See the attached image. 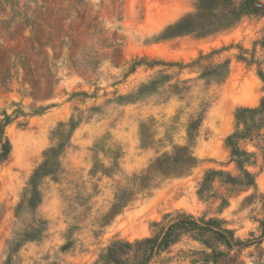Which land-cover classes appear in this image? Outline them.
<instances>
[{
	"label": "rangeland",
	"instance_id": "1",
	"mask_svg": "<svg viewBox=\"0 0 264 264\" xmlns=\"http://www.w3.org/2000/svg\"><path fill=\"white\" fill-rule=\"evenodd\" d=\"M42 2L0 0V126L11 145L0 158V264H103L112 240L148 236L179 211L220 218L252 244L205 263L203 246L183 236L156 264H264V119L238 141L252 153L254 187L224 142L235 108L264 94V0L242 2L229 26L217 17L167 38L196 0H47L52 16L36 20ZM33 20L52 40L42 45L56 76L46 99L24 84L26 66L44 81ZM63 141L54 172L38 180L41 201L27 207L43 150ZM207 169L223 174L199 193Z\"/></svg>",
	"mask_w": 264,
	"mask_h": 264
},
{
	"label": "trees",
	"instance_id": "2",
	"mask_svg": "<svg viewBox=\"0 0 264 264\" xmlns=\"http://www.w3.org/2000/svg\"><path fill=\"white\" fill-rule=\"evenodd\" d=\"M247 3L248 0H196L195 10L183 15L175 22L168 24L161 32L162 38L172 37L186 32L195 31L204 28V21L215 22L221 26H229L234 23L241 15V3ZM52 8L48 5L47 0H43L41 7L37 9L36 20L43 18L50 19L52 16ZM46 14V15H42ZM67 18V17H66ZM50 21V20H49ZM203 22V23H202ZM50 23H48L49 25ZM32 35L36 29L37 35L31 36L30 39H36L40 45L38 55L41 57L42 66H40L38 74L43 77L44 81L34 79L36 69L26 66L24 69V84L28 89L27 93L34 99H46L54 91L56 76L52 73L50 65L51 56L42 45L51 44V36L45 37L41 32L38 21L33 20L31 25ZM220 26V25H218ZM200 32V31H199ZM33 37V38H32ZM54 54V52H53ZM42 70V71H41ZM258 76L264 83V71H258ZM264 90V85H263ZM235 129L226 136L224 142L230 149L231 161L235 167L245 176L244 184L248 187H254V177L245 165L250 162L252 153L241 149L238 141L252 137L254 130L262 126L264 119V94L260 97L259 102L255 106H238L234 111ZM259 118V123L255 122ZM9 116L6 114L4 121H8ZM4 123V122H3ZM74 120L69 122V131L74 128ZM64 141L56 145L50 146L43 150V160L32 171L27 186L25 188L24 201L27 207L35 208L41 201L40 191L38 189V180L46 175L54 172L58 165V158ZM11 145L7 138L3 137L2 125L0 126V158L6 159L10 151ZM223 174V171L216 169H207L200 182L199 193L210 185V182L216 175ZM228 178L234 182L238 177L231 176L226 173ZM153 226H160L159 222L154 221ZM37 227L39 225H36ZM31 229L22 233V240L34 239L41 232L39 228ZM261 235L264 238V219L260 220ZM183 236H188L199 242L203 249L196 251L200 260L205 263H218L221 257L229 253L233 249H241L252 244L251 239H239L235 237L234 231L225 226V221L217 217L195 216L191 213L177 212L165 225H161L157 230L152 231L148 236L136 238L133 241L125 239H114L106 247L105 251L100 255V261L103 264H156L161 260V254L168 250L173 244L177 243ZM19 240V241H20ZM18 244V242L16 243Z\"/></svg>",
	"mask_w": 264,
	"mask_h": 264
}]
</instances>
